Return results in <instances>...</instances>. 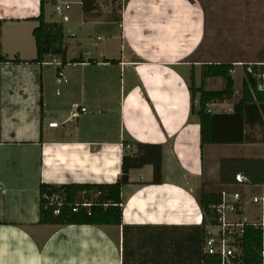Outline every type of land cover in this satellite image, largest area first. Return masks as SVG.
<instances>
[{
    "label": "crops",
    "instance_id": "1",
    "mask_svg": "<svg viewBox=\"0 0 264 264\" xmlns=\"http://www.w3.org/2000/svg\"><path fill=\"white\" fill-rule=\"evenodd\" d=\"M57 1L70 9L58 15ZM97 3L86 14L82 0H43L46 21L64 25L68 60L82 62L0 63V264H202V185L220 184L222 158L264 159L249 152L264 144V121L248 125V143L202 148L192 112L200 95L190 90L192 73L200 86L207 63L196 58L207 25L200 3ZM41 12L42 0H0L1 55L36 57ZM236 102L210 107L230 113ZM76 104L86 111L76 114ZM138 143L160 146L162 181L153 182L159 148L150 146L122 188L121 224L39 223L41 183H115Z\"/></svg>",
    "mask_w": 264,
    "mask_h": 264
},
{
    "label": "trees",
    "instance_id": "2",
    "mask_svg": "<svg viewBox=\"0 0 264 264\" xmlns=\"http://www.w3.org/2000/svg\"><path fill=\"white\" fill-rule=\"evenodd\" d=\"M115 1V0H114ZM83 10L86 14L98 8L97 0H82ZM34 20L38 25L33 30L36 42L37 55L32 60H22L18 56L9 58L0 54V63H36L43 64L48 61L60 60L63 68L69 62H82V57L68 60V47L65 42V28L59 22H47L43 12ZM2 20H0V26ZM94 62L93 60H91ZM115 63L117 60H107ZM235 65L231 62L226 63H206L203 64L202 82L196 86L195 76L192 73L190 90L192 97L200 95L199 108H192V112L197 114L200 119V133L202 148L206 145L224 144H245L247 141V127L256 123H263L264 119V90H258V80L248 74L244 80L241 96L237 99L234 109L230 113L208 112L209 104L224 102L235 97L236 83L231 75ZM261 72L264 73V65ZM256 69V67H255ZM59 72H61L59 70ZM58 72V73H59ZM211 78H222L224 86L222 89H208L207 81ZM42 104V101H41ZM128 142L124 143L127 147ZM158 147L159 155L153 160L154 178L153 182L162 181V152L160 146L147 143L137 144V153L133 156L124 155L122 162L121 178L115 183L96 184V183H71L64 185H54L41 183L39 188L40 207L39 223L53 225H119L122 223V188L130 182L129 174L132 168H139L147 163L148 147ZM244 174L254 184L264 183V159L261 157H225L220 160L218 190H210L204 182L200 191L199 204L204 212L203 226L207 223L206 215L210 214V206L219 202L220 191L226 185L235 182L236 175ZM59 192L65 197V203L56 214V207L50 205L44 195ZM92 203L90 210L81 207L74 211L77 202ZM107 204L108 206H105ZM251 236L246 240L245 251L250 252L251 247H260L259 235L249 229ZM249 236V238H250ZM248 238V237H247Z\"/></svg>",
    "mask_w": 264,
    "mask_h": 264
},
{
    "label": "built area",
    "instance_id": "3",
    "mask_svg": "<svg viewBox=\"0 0 264 264\" xmlns=\"http://www.w3.org/2000/svg\"><path fill=\"white\" fill-rule=\"evenodd\" d=\"M68 2L57 1L55 12L62 15L70 9ZM67 21V16L64 17ZM55 64L61 65L60 60ZM264 65V64H263ZM237 71L231 70L234 76ZM62 72H60L61 74ZM252 74L258 80V90H264V73H256L252 66L247 67L245 77ZM213 104V103H212ZM208 106V112H213ZM75 113L85 112L86 108L79 104L74 106ZM50 127L58 126L57 122L49 123ZM6 189L0 185V195H4ZM50 205L56 207L55 213L59 214L65 203V197L59 192L44 195ZM92 203L77 202L74 211L81 207L90 210ZM105 206H108L105 204ZM210 214L206 215L207 223L204 225L205 235L203 243L204 256L202 264H264V183L254 184L249 178L240 173L236 180L226 185L220 191L219 202L210 206ZM254 230L259 235L260 247H251L250 252L245 251L247 239L251 240L248 230ZM250 236V238H249ZM248 237V238H247Z\"/></svg>",
    "mask_w": 264,
    "mask_h": 264
},
{
    "label": "rangeland",
    "instance_id": "4",
    "mask_svg": "<svg viewBox=\"0 0 264 264\" xmlns=\"http://www.w3.org/2000/svg\"><path fill=\"white\" fill-rule=\"evenodd\" d=\"M195 1L203 7L207 19L206 38L203 42L201 39L196 58H204L205 55L207 63H233L237 71L233 78L235 98L238 99L247 67L252 66L258 73L264 64V0ZM66 40L75 39L66 36ZM223 83L222 78H215L209 82V87L219 89ZM249 152L264 154V144H257L255 150ZM215 185L214 189L218 190L220 184Z\"/></svg>",
    "mask_w": 264,
    "mask_h": 264
}]
</instances>
